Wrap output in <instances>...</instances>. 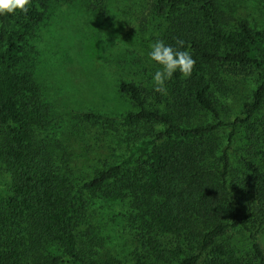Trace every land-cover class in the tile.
<instances>
[{"label":"trees","instance_id":"obj_1","mask_svg":"<svg viewBox=\"0 0 264 264\" xmlns=\"http://www.w3.org/2000/svg\"><path fill=\"white\" fill-rule=\"evenodd\" d=\"M154 5L160 13L196 7L190 20L185 17L195 31H180L171 42L180 47L178 41H183L182 50H189L196 64L192 75L183 77L184 94L172 111L149 108L143 89L134 81L118 85L137 107L124 116L126 123L151 122L163 128L136 149L143 176L131 186L144 208L140 219L149 230L174 237L172 246L162 251L174 264H264V169L242 156L247 175L238 179L235 192L228 184L230 149L238 130L261 128L264 133V115L258 116L264 108V30L246 20L227 30L214 0H155ZM47 7L48 0H31L26 13L0 16V162L11 178L10 195L0 205V264H95L94 253L80 248L78 219L86 207L80 194L97 193L114 182L135 153L77 184L48 145L36 139L50 106L42 101L40 84L23 64ZM227 70L239 76L261 71L250 98L229 122L222 119L212 96L220 72ZM195 113L213 120L188 121ZM83 115L88 120L103 117L94 112ZM223 127L229 133L225 146L219 147L216 134ZM240 200L251 204L248 214L244 215ZM232 231L248 234L247 254L230 239ZM55 245L61 253L54 256L48 248ZM119 253L111 256L125 264L124 253ZM114 260L107 264H115Z\"/></svg>","mask_w":264,"mask_h":264},{"label":"rangeland","instance_id":"obj_2","mask_svg":"<svg viewBox=\"0 0 264 264\" xmlns=\"http://www.w3.org/2000/svg\"><path fill=\"white\" fill-rule=\"evenodd\" d=\"M214 1L227 30L243 20L264 30V0ZM154 3L155 0H48L45 17L24 55L23 67L30 69L40 84L42 101L50 106L45 125L36 130V139L48 145L71 180L81 183L98 169L135 153L114 182L105 184L97 193L80 194V201L86 202L78 219L80 248L88 254L94 253L90 256L95 264H107L114 260L112 252L120 254L119 251L124 253L121 255L125 264L175 263L162 253L172 246L174 237L155 233L142 223L144 208L135 199L140 196L131 186L143 176L137 147L163 128L151 122L126 123L124 116L137 107L129 96L118 91L121 81H134L143 89L147 106L161 110L172 111L174 102L182 100L183 76L179 73L167 82V94L153 90L151 73L157 65L148 61L146 53L156 39L171 44L180 31L194 32L193 24L185 21V17L190 20L196 7L169 8L160 13ZM260 76V70L246 76L229 70L220 72L212 96L225 122L231 121L250 98ZM85 112L103 117L88 120L83 115ZM192 115L196 116L188 121L193 119L194 123L213 120L204 113ZM263 115L264 108L258 116ZM176 116L180 119L178 113ZM228 133V128L223 127L216 134L219 147L225 146ZM230 151L232 167L228 184L235 192L240 186L238 179L247 175L242 156L264 169L263 130L240 128ZM10 189V174L0 162V205L8 199ZM240 202L244 215L248 214L251 204ZM229 237L242 254H247L248 234L232 231ZM261 239L264 244V228ZM48 253L55 256L61 251L55 245L48 248Z\"/></svg>","mask_w":264,"mask_h":264},{"label":"clouds","instance_id":"obj_3","mask_svg":"<svg viewBox=\"0 0 264 264\" xmlns=\"http://www.w3.org/2000/svg\"><path fill=\"white\" fill-rule=\"evenodd\" d=\"M31 0H0V16L14 15L18 12L26 13ZM180 47L166 43L163 39H156L149 44L146 53L149 62L157 65L151 73V85L155 92L167 94V82L179 73L189 78L194 70L196 60L192 53L183 49V41H178Z\"/></svg>","mask_w":264,"mask_h":264}]
</instances>
